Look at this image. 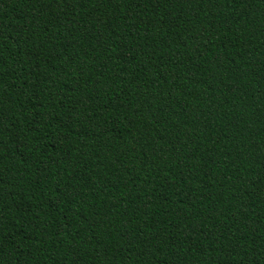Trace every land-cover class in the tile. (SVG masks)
Listing matches in <instances>:
<instances>
[{"label": "trees", "instance_id": "trees-1", "mask_svg": "<svg viewBox=\"0 0 264 264\" xmlns=\"http://www.w3.org/2000/svg\"><path fill=\"white\" fill-rule=\"evenodd\" d=\"M0 264H264V0H0Z\"/></svg>", "mask_w": 264, "mask_h": 264}]
</instances>
